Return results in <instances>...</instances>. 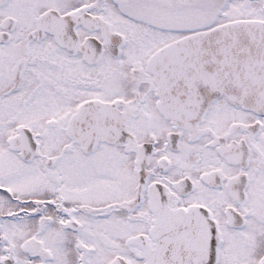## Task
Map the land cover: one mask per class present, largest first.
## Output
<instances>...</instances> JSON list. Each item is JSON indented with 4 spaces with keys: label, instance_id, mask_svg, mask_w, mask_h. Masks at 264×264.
Returning <instances> with one entry per match:
<instances>
[{
    "label": "snow or ice",
    "instance_id": "snow-or-ice-1",
    "mask_svg": "<svg viewBox=\"0 0 264 264\" xmlns=\"http://www.w3.org/2000/svg\"><path fill=\"white\" fill-rule=\"evenodd\" d=\"M0 264H264V0H0Z\"/></svg>",
    "mask_w": 264,
    "mask_h": 264
}]
</instances>
